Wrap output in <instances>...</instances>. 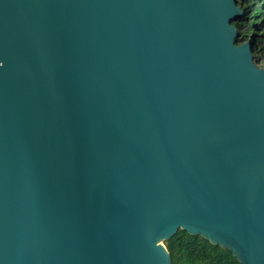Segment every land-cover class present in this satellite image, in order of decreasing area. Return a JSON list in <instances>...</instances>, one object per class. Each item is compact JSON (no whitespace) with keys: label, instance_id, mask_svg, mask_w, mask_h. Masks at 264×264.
Wrapping results in <instances>:
<instances>
[{"label":"water","instance_id":"water-1","mask_svg":"<svg viewBox=\"0 0 264 264\" xmlns=\"http://www.w3.org/2000/svg\"><path fill=\"white\" fill-rule=\"evenodd\" d=\"M237 0H0V264H171L178 229L264 264V66Z\"/></svg>","mask_w":264,"mask_h":264},{"label":"trees","instance_id":"trees-1","mask_svg":"<svg viewBox=\"0 0 264 264\" xmlns=\"http://www.w3.org/2000/svg\"><path fill=\"white\" fill-rule=\"evenodd\" d=\"M237 3L244 10V22H233L241 33L236 42L251 37L255 47L254 59L259 66H264V0H237ZM163 244L169 252L171 264H239L229 250L181 229Z\"/></svg>","mask_w":264,"mask_h":264},{"label":"rangeland","instance_id":"rangeland-1","mask_svg":"<svg viewBox=\"0 0 264 264\" xmlns=\"http://www.w3.org/2000/svg\"><path fill=\"white\" fill-rule=\"evenodd\" d=\"M240 7H241V6H240ZM247 16H249V15H247ZM243 18H244V15H243L242 17L238 18V19H237V22H238V23H242V22H244ZM244 28H246V27H244ZM246 39H247L246 37H245V38L243 37V41H245ZM243 41H242V42H243Z\"/></svg>","mask_w":264,"mask_h":264}]
</instances>
